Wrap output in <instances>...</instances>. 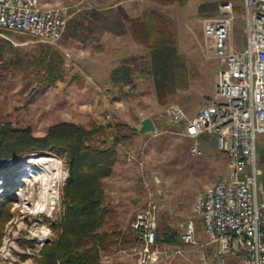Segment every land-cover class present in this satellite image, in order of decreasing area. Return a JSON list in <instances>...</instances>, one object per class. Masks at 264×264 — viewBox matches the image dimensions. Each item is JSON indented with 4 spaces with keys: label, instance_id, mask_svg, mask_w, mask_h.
<instances>
[{
    "label": "rangeland",
    "instance_id": "1",
    "mask_svg": "<svg viewBox=\"0 0 264 264\" xmlns=\"http://www.w3.org/2000/svg\"><path fill=\"white\" fill-rule=\"evenodd\" d=\"M51 2L59 4L67 17V28L60 40L47 42L5 31H0V38L17 49V59L22 63L47 46L58 51L63 59V78L54 85L39 84L33 75L0 67V122L14 128H29L35 137L44 136L50 126L61 122L85 127L91 124L126 126L110 128L92 140L93 144L102 146L103 142L109 144L114 136H128L115 146L116 162L111 175L102 182L109 214L101 231L119 232L123 239L100 251L101 262L136 264L135 256L122 251L137 245L131 224L152 200L158 205L156 237L165 230L173 237L169 243L156 241L160 251L158 264H218L213 258V246L206 245L201 219L193 212V205L201 190L227 180L225 155L207 137L201 142L199 152L191 153L189 139L179 133V128L164 121V110L176 103L191 117L212 100L218 63L203 25L206 20L218 17L221 3L229 2L233 8V24L228 44L234 51H241L246 43L242 0H186L181 4L151 0ZM204 3L217 4L216 12L199 15L198 8ZM152 12L169 23L189 73L188 88L178 91L164 104L156 98L148 50L132 38L125 23L126 18ZM96 42H108L102 49L99 67L94 59ZM6 55L14 54L8 50ZM122 63L132 73L126 83L113 85L111 72ZM144 118L153 121L155 132L137 131ZM41 156L60 165V176L54 184V201L43 213L37 214L40 180L32 177L28 165ZM257 156L264 161V135L258 137ZM259 167L263 169L262 164ZM4 176L5 173L0 174V191L8 188L2 179ZM10 177L8 191L16 200L11 202L9 220L0 235V264H40L42 247L55 237L52 225L61 211V189L68 177V163L62 154L47 151L21 161L11 170ZM190 222L195 228L197 246L181 241L183 227ZM40 227L51 230V235L37 238L35 234ZM4 244L8 245V254L1 252ZM177 249L182 253L177 254ZM225 264H242V257H228Z\"/></svg>",
    "mask_w": 264,
    "mask_h": 264
},
{
    "label": "built area",
    "instance_id": "2",
    "mask_svg": "<svg viewBox=\"0 0 264 264\" xmlns=\"http://www.w3.org/2000/svg\"><path fill=\"white\" fill-rule=\"evenodd\" d=\"M242 3L246 43L241 51L228 44L233 24L229 2L221 3L218 17L203 25L218 63L212 100L191 117L176 103L164 110V121L189 139L191 153L199 152L207 137L225 155L227 180L201 190L193 205L218 264L234 256H241L242 264H264V161L257 156L258 137L264 135V0ZM66 28L64 9L51 0H0V31L55 42ZM157 220L158 205L151 200L131 224L137 245L122 253L135 256L136 264L159 263ZM181 241L198 245L191 222L183 227Z\"/></svg>",
    "mask_w": 264,
    "mask_h": 264
},
{
    "label": "trees",
    "instance_id": "3",
    "mask_svg": "<svg viewBox=\"0 0 264 264\" xmlns=\"http://www.w3.org/2000/svg\"><path fill=\"white\" fill-rule=\"evenodd\" d=\"M151 1L181 4L186 0ZM216 10L217 4L204 3L199 6L198 14L213 15ZM125 23L132 38L148 50L157 101L164 104L178 91L187 89L189 73L184 58L178 53L169 23L153 12L126 18ZM8 50L14 55L7 56ZM17 54V49L0 38V67L33 75L39 84L54 85L63 78V59L53 48H41L25 63L17 59ZM131 73L132 69L122 63L112 70L110 83H126ZM124 127L119 124L85 127L61 122L50 126L44 136L35 137L29 128H14L0 122V174L5 173L2 179L8 188L12 183L11 170L33 155L55 151L68 163V177L61 189V211L52 225L55 237L42 247L40 264H104L100 251L123 239L119 232L101 231L109 214L102 182L111 175L116 162L115 146L128 136H114L109 144L103 142L102 146L93 144L92 140L96 135L106 134L110 128ZM8 188L0 191V235L9 220L11 202L16 200ZM114 236L115 240H111ZM156 241L169 243L173 237L165 230Z\"/></svg>",
    "mask_w": 264,
    "mask_h": 264
},
{
    "label": "bare ground",
    "instance_id": "4",
    "mask_svg": "<svg viewBox=\"0 0 264 264\" xmlns=\"http://www.w3.org/2000/svg\"><path fill=\"white\" fill-rule=\"evenodd\" d=\"M37 163H29V171L33 174L32 177H36L40 180L39 198L36 202L35 212L37 214L43 213L48 205H50L55 199L54 184L60 176V165L54 160L47 157H38L34 159ZM35 234L37 238H44L45 228L40 227ZM8 244V243H7ZM8 245L4 244L1 248V252L7 253ZM8 254V253H7ZM24 264H29L28 262Z\"/></svg>",
    "mask_w": 264,
    "mask_h": 264
},
{
    "label": "water",
    "instance_id": "5",
    "mask_svg": "<svg viewBox=\"0 0 264 264\" xmlns=\"http://www.w3.org/2000/svg\"><path fill=\"white\" fill-rule=\"evenodd\" d=\"M154 130H155V127H154L153 121L150 118H144L141 121V125L138 131L141 134H145V133H152L154 132Z\"/></svg>",
    "mask_w": 264,
    "mask_h": 264
},
{
    "label": "crops",
    "instance_id": "6",
    "mask_svg": "<svg viewBox=\"0 0 264 264\" xmlns=\"http://www.w3.org/2000/svg\"><path fill=\"white\" fill-rule=\"evenodd\" d=\"M97 43V48L96 51H94L95 57L94 59H96V66H101L102 65V49L106 48V46L108 45V42H96ZM102 46V48H101ZM119 47H122V44L119 45Z\"/></svg>",
    "mask_w": 264,
    "mask_h": 264
},
{
    "label": "clouds",
    "instance_id": "7",
    "mask_svg": "<svg viewBox=\"0 0 264 264\" xmlns=\"http://www.w3.org/2000/svg\"><path fill=\"white\" fill-rule=\"evenodd\" d=\"M30 163H37L36 161H30ZM51 235V230H47L45 233H44V236L47 237V236H50Z\"/></svg>",
    "mask_w": 264,
    "mask_h": 264
}]
</instances>
